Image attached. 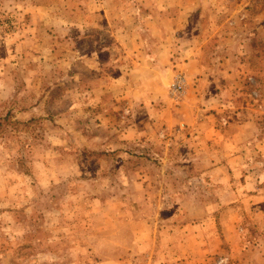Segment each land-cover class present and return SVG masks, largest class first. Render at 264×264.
I'll return each instance as SVG.
<instances>
[{
    "label": "rangeland",
    "instance_id": "rangeland-1",
    "mask_svg": "<svg viewBox=\"0 0 264 264\" xmlns=\"http://www.w3.org/2000/svg\"><path fill=\"white\" fill-rule=\"evenodd\" d=\"M171 2L0 0V264H264V227L164 122L189 114L183 74L144 68L122 97L134 38L157 42L146 17ZM205 3L174 36L230 75L204 83L221 90L205 114L264 124V0ZM134 122L143 139H123Z\"/></svg>",
    "mask_w": 264,
    "mask_h": 264
},
{
    "label": "crops",
    "instance_id": "crops-1",
    "mask_svg": "<svg viewBox=\"0 0 264 264\" xmlns=\"http://www.w3.org/2000/svg\"><path fill=\"white\" fill-rule=\"evenodd\" d=\"M180 1L182 0H173L169 4L173 9L170 12L167 11L168 7L163 8L161 5H155L154 10H149L150 14L146 17V26L148 31L156 37L157 42L151 46V44L148 45L141 39L137 44L136 38H134L136 54L128 51L127 57L134 55L136 63L133 71L128 69L130 73L125 72L126 75L121 77L123 82L128 83V85L122 86L124 89L126 88L125 96L122 97L132 96L130 81L137 75L138 71L144 68L153 70L154 73H159V75L164 74V76H168V73L173 76L175 72L180 71L187 83L182 100L186 98V95L188 97L183 103L181 101L179 105L187 112L189 111V114L187 113L185 117L173 114V117L174 115L175 117L168 122L163 119V116L160 118L166 122V126L169 128L176 126L174 129L178 127L180 129L182 126H186L192 146L196 147L192 150L194 159L210 162L208 168H200L202 169L200 176L208 175L215 178L217 183L222 185H219L221 186L220 190L223 192V195L220 196L221 199L225 201L226 195H234L233 197L237 202L252 210L251 214L256 218L253 224L263 229L264 132L262 130L264 124L258 122V120H250L247 118L250 117V114L240 112L234 114L225 126L222 127L219 123L218 129H216L214 123L210 122L209 115L205 114L209 104L208 100L212 97H220L221 90L213 92L207 85L209 86L208 83H210L211 78L214 81L221 78L220 81H222L225 76L229 77L230 75L227 69L221 72L220 70L214 71L213 68H211L212 70L207 69L203 65L201 55L194 43L186 45L185 48L187 49L183 45H178L174 36H179L181 32L187 30L185 25L189 14L196 13L200 4L203 5L205 11H209V9H206L205 3L208 0H195L197 4L183 7V9L180 7ZM180 50L184 51L179 52ZM219 59L221 60L222 57ZM234 75L237 74L234 73ZM204 83H207L206 87ZM193 84L195 87L192 86ZM225 93L227 92L225 91ZM144 94L146 96V92ZM200 103L204 106V109L199 108ZM141 129V125L136 122L123 128V139L128 141L143 139L144 132ZM231 178L239 179L238 183L235 182L234 184L235 190L229 184Z\"/></svg>",
    "mask_w": 264,
    "mask_h": 264
},
{
    "label": "built area",
    "instance_id": "built-area-1",
    "mask_svg": "<svg viewBox=\"0 0 264 264\" xmlns=\"http://www.w3.org/2000/svg\"><path fill=\"white\" fill-rule=\"evenodd\" d=\"M174 78L175 79L170 86L172 93H175L178 89L182 88V84L184 81L183 78L179 76V74H177Z\"/></svg>",
    "mask_w": 264,
    "mask_h": 264
}]
</instances>
